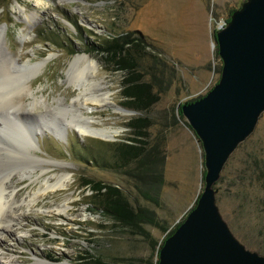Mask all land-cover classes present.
I'll return each instance as SVG.
<instances>
[{
  "label": "rangeland",
  "instance_id": "1",
  "mask_svg": "<svg viewBox=\"0 0 264 264\" xmlns=\"http://www.w3.org/2000/svg\"><path fill=\"white\" fill-rule=\"evenodd\" d=\"M245 1L0 0L7 53L21 65L43 63L28 81L32 94L16 98V104L27 107L42 98L46 109L36 112H46L45 125L51 128L53 122L59 129L58 137L47 128L36 134L26 127L21 131L0 113L5 132L0 144L9 150L17 145L15 139L23 148L24 140L31 139L21 163L35 167L37 174L46 170L36 181L12 180L20 208L9 221L11 231L0 230V264H157L156 249L185 220L204 188L203 149L181 107L219 82L216 34ZM116 39H124V48L111 53L98 49L103 41ZM77 57L86 59L75 61ZM87 62L96 64V72L85 68ZM80 72L83 78L76 81ZM84 84L96 85L83 92ZM104 92L110 95L109 104L84 102L91 93ZM76 99L85 105L78 107ZM137 100L139 110L127 107ZM77 108L92 118L94 127L118 134L110 140L79 136L67 125L79 114ZM124 144L156 147L162 158L157 205L141 197L135 178L124 175L129 167L118 168L117 149ZM61 175L69 178L65 188L26 205L46 178L53 183ZM94 184L119 189L129 207L153 212L166 230L133 229L103 215L88 205ZM215 191L234 237L264 256V113L230 156Z\"/></svg>",
  "mask_w": 264,
  "mask_h": 264
},
{
  "label": "water",
  "instance_id": "2",
  "mask_svg": "<svg viewBox=\"0 0 264 264\" xmlns=\"http://www.w3.org/2000/svg\"><path fill=\"white\" fill-rule=\"evenodd\" d=\"M219 82L184 104L183 117L204 153V188L182 224L158 253V264H264L232 234L216 203L215 185L264 113V0H246L216 34Z\"/></svg>",
  "mask_w": 264,
  "mask_h": 264
},
{
  "label": "bare ground",
  "instance_id": "3",
  "mask_svg": "<svg viewBox=\"0 0 264 264\" xmlns=\"http://www.w3.org/2000/svg\"><path fill=\"white\" fill-rule=\"evenodd\" d=\"M5 30V27L0 28V113H2L6 121L13 122L18 129L23 128L21 131H25L26 127V129L31 130L33 134H36L41 133L42 130H44L43 128H47V130L54 132L55 136L58 137L59 129L55 124H53V122L49 123L51 124V128L45 125L47 122L45 121L47 119L46 112H36L40 107L46 109L44 104L45 102L42 98H34L33 102L29 103L27 107L22 106V104H16V100H18L16 98H22L24 95L32 94L28 86V81L37 73L43 63L31 66L27 64H19L18 61L6 51ZM22 36L25 37L23 41L26 42L27 35ZM81 58L86 59V57H77L75 61L80 60ZM85 68H88L93 72H96L97 70L96 64L94 62H87ZM83 75L84 73L80 72L76 75V77H74V79L76 78L75 80L77 81L78 79H81V77L83 78ZM93 85L95 86L96 84H91L89 87H92ZM98 86L100 87V85ZM80 87L81 91L90 92V88L87 85ZM109 99V93L104 92L100 95L91 93L90 96L84 99V102H91L102 107L109 104ZM75 102L78 104V107L85 105L78 101V99H76ZM70 108H74V106H71ZM53 110L55 111L54 108ZM60 112L62 111L60 110ZM60 112L57 111L55 114V112L53 113L52 111L51 115L57 116V114H61ZM76 113L79 114H74L72 118L67 121V125L70 128H75L79 136H89L110 140L118 134L117 131L105 128H96L91 125L90 121L92 118L84 116L81 109L77 108ZM31 118H36V123L33 126L29 124ZM75 118H78L80 121H76ZM1 120L2 119H0V121ZM2 132L4 131L0 125V133ZM12 142L16 143L18 146L15 145L14 148H10L9 150L6 148L8 145L5 147V144H0V230H5L8 232L11 231L9 221L13 220L12 217L14 216L16 209L20 208V205L16 200V196L19 192H17V189L14 187L12 180L15 177H18V180L28 179L32 182L36 181L41 175L46 173L45 169H39L40 173L37 174L35 167H30L29 165L21 163L22 153L25 151L23 148L30 147L29 143H31V139L24 140L23 148H21V142L16 141L15 139H13ZM32 160L35 164H40L41 166V161L35 158H32ZM11 161L16 162L15 167H13ZM68 183L69 178L64 175L59 177L54 176L53 183L50 180V177L46 178L40 188L33 194L32 199L27 201L28 203L26 205L29 207L31 204H34L39 197L45 196L49 192L61 190L65 188ZM25 203L26 202L24 200L21 201V204Z\"/></svg>",
  "mask_w": 264,
  "mask_h": 264
},
{
  "label": "trees",
  "instance_id": "4",
  "mask_svg": "<svg viewBox=\"0 0 264 264\" xmlns=\"http://www.w3.org/2000/svg\"><path fill=\"white\" fill-rule=\"evenodd\" d=\"M123 40L124 39L103 41L102 47H99L98 49L104 53L114 52L117 48H124L123 44H126V42ZM125 51L129 52V49L127 48ZM136 92L141 94L143 93V89L136 90ZM125 97L128 98V95ZM138 103V100L133 101L127 105V107L129 109L139 110V106L137 105ZM117 150L119 152L118 168L125 170V168L129 167V170L124 171V175L135 178L140 184L139 187L137 186V189L139 190L141 197L157 205L160 188L163 184V176L161 167L162 158H158L156 147H153L150 150H142L136 149L134 146L124 144L120 145ZM89 184L91 183L88 182L87 185ZM90 190L92 191V195L89 198L90 201L88 205L92 206L97 211L101 212L105 216H108L119 224L138 230H141L142 225L156 226L164 231L166 230V228L162 226L159 227L156 221V216L153 212L145 208H138L135 210L129 207L126 199L119 189L106 185L94 184L90 187ZM195 205L192 209H194ZM182 222H180L176 228L167 235V238L174 233ZM164 241L156 249L157 257ZM155 244V242H152L153 248H155Z\"/></svg>",
  "mask_w": 264,
  "mask_h": 264
}]
</instances>
